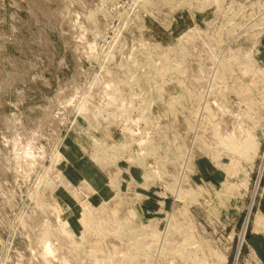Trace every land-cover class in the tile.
<instances>
[{
	"label": "rangeland",
	"instance_id": "1",
	"mask_svg": "<svg viewBox=\"0 0 264 264\" xmlns=\"http://www.w3.org/2000/svg\"><path fill=\"white\" fill-rule=\"evenodd\" d=\"M263 186L264 0H0V264H262Z\"/></svg>",
	"mask_w": 264,
	"mask_h": 264
},
{
	"label": "crops",
	"instance_id": "2",
	"mask_svg": "<svg viewBox=\"0 0 264 264\" xmlns=\"http://www.w3.org/2000/svg\"><path fill=\"white\" fill-rule=\"evenodd\" d=\"M263 215V219L257 218V213ZM252 250H254L261 263L264 264V186L259 200L258 210L252 223L251 236L249 238Z\"/></svg>",
	"mask_w": 264,
	"mask_h": 264
},
{
	"label": "bare ground",
	"instance_id": "3",
	"mask_svg": "<svg viewBox=\"0 0 264 264\" xmlns=\"http://www.w3.org/2000/svg\"><path fill=\"white\" fill-rule=\"evenodd\" d=\"M167 64H168V63H167ZM177 65H178V64H176V65H175V64H171L170 67H171V68H175V66L177 67ZM179 71H180V70H179ZM48 251H50V250H48Z\"/></svg>",
	"mask_w": 264,
	"mask_h": 264
}]
</instances>
